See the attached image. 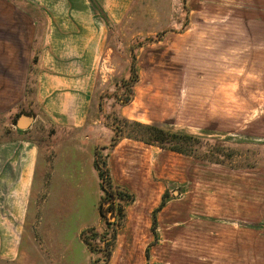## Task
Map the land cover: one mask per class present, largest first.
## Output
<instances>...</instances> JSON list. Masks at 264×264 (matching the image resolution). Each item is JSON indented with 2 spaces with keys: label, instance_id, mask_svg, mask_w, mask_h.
Returning a JSON list of instances; mask_svg holds the SVG:
<instances>
[{
  "label": "rangeland",
  "instance_id": "374dc122",
  "mask_svg": "<svg viewBox=\"0 0 264 264\" xmlns=\"http://www.w3.org/2000/svg\"><path fill=\"white\" fill-rule=\"evenodd\" d=\"M2 1L0 30L9 29L10 50L0 55V103H19L0 115V124L5 138L40 149L18 264H103L108 246L107 264H264V0H138L121 25L106 26L99 57L88 62L94 65L90 121L80 129L50 122L43 109L55 97L40 96L39 79H48L54 96L67 92L62 84L70 79L81 81L76 69L84 58L75 37L85 25L73 19L72 26L47 30L29 0ZM28 17L37 22L30 56ZM2 37L7 33L0 31ZM34 51L37 74L28 68L23 91L21 76ZM132 57L139 81L124 105L129 85L121 81L130 83ZM67 89L79 90L75 83ZM22 116L34 121L17 134ZM133 122L200 143L180 146L192 155L176 154L146 144L151 136ZM115 138L164 150L153 155L152 200L141 196L129 210L117 203V216L96 165L108 170L111 183ZM91 228L102 234H86L97 251L81 238Z\"/></svg>",
  "mask_w": 264,
  "mask_h": 264
},
{
  "label": "crops",
  "instance_id": "0c3cea01",
  "mask_svg": "<svg viewBox=\"0 0 264 264\" xmlns=\"http://www.w3.org/2000/svg\"><path fill=\"white\" fill-rule=\"evenodd\" d=\"M137 1L138 0H81L82 3L80 0L27 1L32 8L38 10L47 30L49 25L72 26L74 24L73 19L76 20L75 25L88 26L87 28L83 26L84 28L81 35L77 36V38L75 37V40L79 41L75 45L76 50L79 52L78 56L84 58V61L81 60L78 67L76 66V71L83 75L81 81L70 79L68 82L62 84L63 89L67 90V92L56 93L54 96L55 91L48 84L50 82L46 84V80L48 79H45L44 76L39 79L40 96L41 94H47L45 99H53L55 97L54 102L50 103L48 101L47 105H45L46 110L43 109L50 122L56 126H70L76 129L88 125L90 121L89 115L92 98L90 94V82L92 81L91 76L94 68V65H90L88 62L90 59L99 57L98 52L106 32V23L100 16V10L106 14L113 25L118 26L128 18V15L134 9ZM3 3L4 1L0 0V25H4L5 19V13H3L2 10ZM74 12L80 13V15H76ZM6 13L9 14L8 11ZM14 19L17 22L22 21L18 17H14ZM27 19L24 28H26V32H28L24 44L28 49L26 55L28 54V56H30L33 52L32 43H34L36 37L37 22L33 17H28ZM0 31L1 33H7V37H2L0 40V55H2V58H7L10 50L8 44L9 29H1ZM21 34V30H17V42L19 43ZM73 39L74 36L72 34L66 38V40L70 42H72ZM0 64L2 65L3 62L1 61ZM28 68L30 71V66L26 67L21 76L20 85H22L23 91L28 83ZM4 71L8 74L7 67ZM74 83L79 89L76 93L67 89L73 86ZM23 97L24 94L21 99ZM74 98L80 99V101L77 100L74 102ZM84 98L86 100H84ZM18 103L19 101L10 107L8 101H2L0 103V115L7 114ZM24 131L26 130L17 129L14 132L23 134L22 132ZM102 139L104 140V138ZM163 152L164 150L158 148L153 151L152 146H147L140 142H133L131 140L123 139L114 145L108 166L110 180L113 187L126 190L131 195H134V201L127 204V210H129V207L135 205V203L140 200L141 196H144L145 200H152L154 179L153 162L156 160L153 159V155L156 154L158 159ZM39 159L40 149L36 144L22 138H15L13 140L7 137L5 138L0 124L1 264H18L23 246V239L31 223L32 196L36 183V176L38 174Z\"/></svg>",
  "mask_w": 264,
  "mask_h": 264
},
{
  "label": "trees",
  "instance_id": "16d2710c",
  "mask_svg": "<svg viewBox=\"0 0 264 264\" xmlns=\"http://www.w3.org/2000/svg\"><path fill=\"white\" fill-rule=\"evenodd\" d=\"M100 15L104 19L106 26L108 27L109 31H111L112 26H115V25H113L110 22V20L108 19V17L106 16V14L102 10H100ZM38 55L39 54L36 51H34V55L32 57L31 65H30V75L31 74H34V75L37 74V69H38V65H39ZM128 81L130 83H127L126 79L121 81L122 85L125 83L129 85V86L124 88V90L126 91V94H127V99L123 103L124 105H128L133 101L134 95H135L134 87L139 81L137 63H136L135 57H132V60H131V67L129 69ZM132 124L138 128L144 129L151 136L148 140H142L146 144L157 145L164 150H167V151H170V152H173L176 154L187 155V156L192 155L193 154L192 152L185 151L182 148H180V146L182 144L188 145L191 142L200 143V138L193 137L190 135L175 134V133L160 129V128H158L156 126H152V125H142V124L135 123V122H133ZM117 141H118V138L113 139L112 146L115 145L117 143ZM215 149H217V147H215ZM96 165L100 170V178H101V182H102L103 191L106 194H108L107 195L108 197L105 198V201L107 199V201L110 202L111 210H113L114 216H117L116 215L117 209H116V211H114L116 204L122 203V202L125 204H130L134 201V196L125 190L111 186V183L108 182V177H109L108 170H106V171L103 170V168L100 166L99 162H96ZM164 204H165V201H163L160 208H163ZM120 212H122L121 216L125 217L124 209L120 210ZM89 233L93 234L95 237H99L102 234L99 233V231L96 230L95 228H91V229L84 231L81 235L83 242L87 246H89L91 250L97 251L91 245V243L88 241V239L86 237V234H89ZM110 256H111V253L109 251V246H108L107 251L105 253V258H104L103 264L108 263ZM99 262H100V260H97L95 264H99Z\"/></svg>",
  "mask_w": 264,
  "mask_h": 264
},
{
  "label": "water",
  "instance_id": "95a60500",
  "mask_svg": "<svg viewBox=\"0 0 264 264\" xmlns=\"http://www.w3.org/2000/svg\"><path fill=\"white\" fill-rule=\"evenodd\" d=\"M33 121V118H27L22 116L20 119H18L16 123V128L20 130H27L31 128Z\"/></svg>",
  "mask_w": 264,
  "mask_h": 264
}]
</instances>
